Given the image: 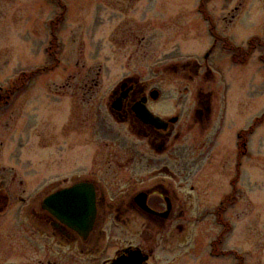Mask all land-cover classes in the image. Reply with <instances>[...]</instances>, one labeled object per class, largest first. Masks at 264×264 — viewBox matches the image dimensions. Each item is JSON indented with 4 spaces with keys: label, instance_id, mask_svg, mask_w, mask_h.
<instances>
[{
    "label": "flooded vegetation",
    "instance_id": "af4514ba",
    "mask_svg": "<svg viewBox=\"0 0 264 264\" xmlns=\"http://www.w3.org/2000/svg\"><path fill=\"white\" fill-rule=\"evenodd\" d=\"M193 4L209 47L128 70L102 98L103 68L75 85L59 77L47 95L31 85L57 67L0 85V264H157L159 250L172 257L189 237L194 264H264V117L235 147L223 138L232 111L247 109L246 81L264 74V0ZM182 19L179 35L190 33ZM247 28L260 34L247 42ZM18 124L41 151L28 171L7 166Z\"/></svg>",
    "mask_w": 264,
    "mask_h": 264
},
{
    "label": "rangeland",
    "instance_id": "374dc122",
    "mask_svg": "<svg viewBox=\"0 0 264 264\" xmlns=\"http://www.w3.org/2000/svg\"><path fill=\"white\" fill-rule=\"evenodd\" d=\"M137 1L2 0L6 13L0 15V85H11L21 73L24 79H28L39 73L41 68L58 66L51 74L41 71L31 85V89L47 95L52 81L56 80L58 85L63 83L59 77L72 75L75 85L77 82L74 79L81 75H89V80L96 79V74L103 68L99 88V98H102L108 87L128 70H141L143 64L155 59L186 58L209 47L204 41L206 34L196 37L193 30L195 24L191 14L194 0ZM182 15V22L185 23L182 24L190 26V33L179 35L175 28L181 24ZM246 30L242 31L241 36H245L247 42L260 34L250 31L253 30L251 28ZM129 37L137 38L134 44L128 43ZM138 38H145L141 48ZM222 47L219 44V49ZM49 52L56 53L55 57ZM131 56L134 59L130 66L127 61ZM58 60L61 61L60 65ZM79 61L81 64L77 66ZM20 67L22 69L18 71ZM246 83L247 109L243 114H236L233 110L223 133V138L232 148L236 146L240 130L249 128L258 118L264 117V74L262 78L257 77ZM230 84L229 93L234 104L240 98L241 88L239 82L232 81ZM74 101L77 109L85 110V105ZM14 127L5 141L7 166L31 170L36 166L41 151L31 136L30 128L28 131V127L23 129L20 124ZM90 137L91 134L87 135V140L90 141ZM92 146L85 148L88 153H91V149L96 150V144ZM262 181L264 193V177ZM183 243V251L172 257L165 256L164 251L159 250L156 263L178 264V259L182 264H194L191 237L185 238Z\"/></svg>",
    "mask_w": 264,
    "mask_h": 264
},
{
    "label": "water",
    "instance_id": "95a60500",
    "mask_svg": "<svg viewBox=\"0 0 264 264\" xmlns=\"http://www.w3.org/2000/svg\"><path fill=\"white\" fill-rule=\"evenodd\" d=\"M114 264H120V262H116V263H114Z\"/></svg>",
    "mask_w": 264,
    "mask_h": 264
}]
</instances>
